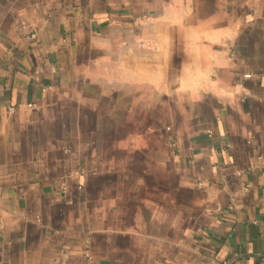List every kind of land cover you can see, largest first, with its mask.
Instances as JSON below:
<instances>
[{
	"label": "crops",
	"instance_id": "crops-1",
	"mask_svg": "<svg viewBox=\"0 0 264 264\" xmlns=\"http://www.w3.org/2000/svg\"><path fill=\"white\" fill-rule=\"evenodd\" d=\"M0 264H264V0H0Z\"/></svg>",
	"mask_w": 264,
	"mask_h": 264
},
{
	"label": "built area",
	"instance_id": "built-area-1",
	"mask_svg": "<svg viewBox=\"0 0 264 264\" xmlns=\"http://www.w3.org/2000/svg\"><path fill=\"white\" fill-rule=\"evenodd\" d=\"M30 106H31L32 108H35V107H36V105H34V104H30Z\"/></svg>",
	"mask_w": 264,
	"mask_h": 264
}]
</instances>
